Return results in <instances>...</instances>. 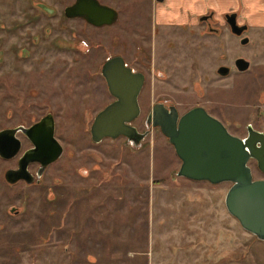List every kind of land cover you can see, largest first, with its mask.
Returning <instances> with one entry per match:
<instances>
[{
	"label": "rangeland",
	"instance_id": "374dc122",
	"mask_svg": "<svg viewBox=\"0 0 264 264\" xmlns=\"http://www.w3.org/2000/svg\"><path fill=\"white\" fill-rule=\"evenodd\" d=\"M108 1L121 5L124 0ZM228 1L167 0L156 8L152 0H138L133 25L124 10L119 22L102 29L80 19H61V0L55 1L56 15L42 13L38 20L30 17L34 8L28 0H0V23L15 26L26 20L33 31L53 28L26 59L27 73L37 71L41 80L26 78L21 115L39 113L41 99L54 106L65 146L41 185L11 189V205L23 212L10 216L1 232L0 264H264V240L227 209L232 183L178 175L182 161L160 129H153L138 146L125 137L98 143L91 137L97 112L113 99L99 73L102 33L107 53L121 50L147 74L139 95V123L154 100L169 96L181 102V111L205 105L241 137L248 134V124L264 131V0ZM154 9L158 16L186 22L184 29L164 25L154 33ZM211 9L220 32L205 34V24L189 27L194 13ZM231 10L250 26L247 45L224 22L223 14ZM172 38L179 48L163 44ZM113 40L124 46L111 45ZM238 54L251 60L250 70L220 77L216 66ZM194 56L198 62L192 67ZM168 61L176 81L152 72L164 70ZM4 70L0 66V123L9 99ZM189 76L209 94H192L190 84L185 85ZM174 86L186 94H165ZM250 165L255 178L264 177L254 159Z\"/></svg>",
	"mask_w": 264,
	"mask_h": 264
},
{
	"label": "flooded vegetation",
	"instance_id": "af4514ba",
	"mask_svg": "<svg viewBox=\"0 0 264 264\" xmlns=\"http://www.w3.org/2000/svg\"><path fill=\"white\" fill-rule=\"evenodd\" d=\"M28 1L29 4H31L30 7L34 8L30 14V17L34 20L40 19L42 13H45L48 16H54L58 13L57 5L55 3V1L57 2V0H28ZM61 1H62V7L60 10L61 19L62 18L66 20L80 19L83 22L87 23L88 25L96 28L104 29L106 27L115 25L117 22L120 21V18L122 17L124 10L128 11L127 12L128 15L126 19L129 16L130 25L134 24V19L137 16V15L135 16V13L137 12L136 4L138 0H124L122 2L120 1V3H122L121 5L113 4L108 0H61ZM152 1L155 3L156 8L159 7L160 4L163 5L167 2V0H152ZM100 5H102V7L109 6L116 10V17L114 21L104 22L101 25H98L93 23L92 21H89L82 14V13L89 14L91 16L98 15L101 12ZM24 7L26 8V6ZM156 13L157 12H155V15H152L153 18L151 21L153 25L154 22L156 23L155 31L153 30L154 33L155 32L159 33L162 29L161 27L164 25H173L181 29H184L182 24H185L186 22L182 20H177L175 18L172 19V17L164 18L162 16L156 15ZM103 16H105V14L102 12V18ZM238 16H239V12L235 10H231L223 14V19L224 22L229 27L231 33L239 38L240 43L242 45H247L251 41L250 37L247 35L250 26L247 24L248 27L245 28L241 34H237L232 30V27L230 25L231 19H236V22L239 25L246 24L240 22ZM27 23L28 21L26 20L18 21L17 25L15 26L6 25L3 22L0 23V66L1 67L4 66L5 68L2 76V83H4V86H6L5 91L9 98L6 106L3 107V118H2V122L0 123V239L5 237L2 236L3 234L1 235V232H3V230L7 228L8 226L7 220L10 218V216H17L23 212L21 206L11 205V201H10L11 189L13 187H19L20 189L24 190L25 187H29L32 185H41L46 170L52 164L56 163L63 156L65 151V146L63 143L64 141L58 133L57 112L55 111L54 106L49 105L48 102L44 105L41 99L39 101V107H40L39 113L32 116H29L27 114L25 115V113L24 115H21V111L24 110L25 100L27 96L26 78H29L34 82L38 81L39 84H40L39 81L41 80V79L39 80L40 74L37 71L30 72L29 74L27 73L26 59L31 56L32 49H34L35 45L42 39V37L48 36L49 34L52 33L53 30L51 26L47 25L43 28V30L33 31L32 28L27 27L26 25ZM187 23L191 24L189 25V27H193L195 24H205L204 29L205 31H207L205 34L207 33L214 34L220 32V28L217 25L218 16L216 15V12L213 9L207 10L203 13H198V14L194 13L190 17L189 22ZM74 31L75 30H73L72 32L75 33ZM190 32L193 34L196 33V30L193 31L191 30ZM201 34H202V29L199 30V35ZM103 35L104 33H102V60L99 62L100 63L99 73L102 75V82L105 84V86L107 85L108 87L107 79L104 74L105 63L110 58L119 56L123 59L125 66L130 68V70L133 73L140 72L144 75V83L140 90L139 93L140 95L146 82V78H147L146 72L142 68L135 66L132 60H130L127 57V55L121 50H118L117 52L115 51L110 54L107 53L105 49L106 38L105 37L103 38ZM246 37L249 38L248 42L242 43V40ZM178 42L179 41L172 38L171 40H168L166 42L164 41L163 44L164 45L166 44L168 48L173 49L176 47L178 48L180 47ZM112 44L114 46H116L117 44H120L121 47L124 46V44H122V41L115 42L113 40V43L111 41V45ZM185 53L188 54L189 51ZM153 57H154V53L149 55V59H153ZM183 57H185V55ZM241 57L245 58L250 62L249 67L245 70H241L237 64V59ZM196 62L198 61L195 59L194 56L191 66L195 67ZM251 64L252 63L250 59L245 57L243 54H238L233 61L220 63L218 66H216L215 71L220 77H229L234 71L246 72L250 70ZM222 67H227V68H222ZM163 69L164 70L156 69L153 70L152 72L154 76H157L159 78L176 81L173 77V71H175V69L172 66L171 61L164 62ZM221 69H223V71H225L226 73H222ZM192 71L193 70H191V72ZM189 84L191 86L192 94L193 93L209 94V91L207 90L208 88H204L203 86L199 87L196 84V81L193 80L192 76H189L187 84L185 85L188 86ZM35 87L36 86L31 88H35ZM173 89L175 90H169V92H166L165 94H186L185 93L186 90L185 91L182 89L176 90L175 86L173 87ZM12 94L15 96L18 102L17 104H16V100L10 97L12 96ZM110 94L112 95L111 92ZM112 97L113 99L111 101L115 99L114 95H112ZM10 99L13 100L11 103L9 101ZM107 104H105L101 109H103ZM157 104H162V107L168 110L171 109V106H175L179 113V116H181L186 111L196 106H203L204 108H206V110L209 113L214 115L209 110L208 107L202 104H195L187 108L186 110L181 111L180 108L181 102L175 101L172 98H169V96L162 97L161 99H156L152 102L150 106V110L148 111L146 117L142 119V122L140 123L138 122V118L140 117L142 109L140 111V114L130 122L133 126H135L138 129L140 133L149 130L148 133L140 141L136 142L134 139L129 140L124 135H121L119 137H125L131 144L138 146L143 142L146 136L153 129L161 130L160 126H154L152 120L153 119L152 114ZM216 117L219 118L228 127V125L220 117L218 116ZM249 126L252 125L248 124L247 129ZM141 127L143 129H141ZM254 129L262 131L257 128ZM106 138L115 139L111 137H105L103 139ZM37 144L45 145L50 148L51 147L54 148L60 144L62 146V153L56 160L46 164L45 166H43L40 160L36 159L29 161L23 167V164L21 163L22 157L30 149L37 146ZM19 169H21V173L16 172Z\"/></svg>",
	"mask_w": 264,
	"mask_h": 264
},
{
	"label": "water",
	"instance_id": "95a60500",
	"mask_svg": "<svg viewBox=\"0 0 264 264\" xmlns=\"http://www.w3.org/2000/svg\"><path fill=\"white\" fill-rule=\"evenodd\" d=\"M100 8L98 15L82 14L98 25L115 20L114 8L102 5ZM230 25L237 34L248 27L239 25L236 19H231ZM248 40L246 37L242 43ZM237 64L245 70L250 62L241 57ZM221 72L226 73L223 69ZM104 74L115 99L96 114L91 125L92 140L100 142L105 137L124 135L129 140L140 141L149 130L140 133L130 122L141 111L139 93L144 75L133 73L119 56L107 60ZM152 118L154 126H160L182 161L178 175L211 183L232 182L225 198L227 209L245 229L264 240V178H255L250 165V160L255 159L264 172V132L249 126L245 137L236 135L203 106L193 107L179 116L175 106L168 110L157 104ZM61 153L60 144L54 148L37 144L25 153L21 163L24 167L38 159L45 166ZM16 172L21 173V169Z\"/></svg>",
	"mask_w": 264,
	"mask_h": 264
},
{
	"label": "crops",
	"instance_id": "0c3cea01",
	"mask_svg": "<svg viewBox=\"0 0 264 264\" xmlns=\"http://www.w3.org/2000/svg\"><path fill=\"white\" fill-rule=\"evenodd\" d=\"M215 1L218 2V0H215ZM225 1H226L227 3L230 2V1H228V0H225Z\"/></svg>",
	"mask_w": 264,
	"mask_h": 264
}]
</instances>
